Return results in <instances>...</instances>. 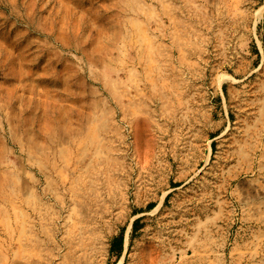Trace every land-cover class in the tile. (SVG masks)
<instances>
[{"label":"rangeland","instance_id":"374dc122","mask_svg":"<svg viewBox=\"0 0 264 264\" xmlns=\"http://www.w3.org/2000/svg\"><path fill=\"white\" fill-rule=\"evenodd\" d=\"M0 264H264V0H0Z\"/></svg>","mask_w":264,"mask_h":264},{"label":"trees","instance_id":"16d2710c","mask_svg":"<svg viewBox=\"0 0 264 264\" xmlns=\"http://www.w3.org/2000/svg\"><path fill=\"white\" fill-rule=\"evenodd\" d=\"M137 224V220H135L132 224V230H135V225ZM122 242H123V236L122 234H119V236L116 238V240L113 242L111 245V251L116 252L117 255L120 254L121 252V247H122Z\"/></svg>","mask_w":264,"mask_h":264},{"label":"bare ground","instance_id":"6f19581e","mask_svg":"<svg viewBox=\"0 0 264 264\" xmlns=\"http://www.w3.org/2000/svg\"><path fill=\"white\" fill-rule=\"evenodd\" d=\"M90 222V221H89ZM83 227V226H82ZM88 228V227H87ZM92 228V227H91ZM75 230H77V229H75ZM74 230V231H75ZM88 230V229H87ZM79 231V233L77 232L76 234H74V239L75 240H77V241H79V239L84 235H88V237H89V232H87V231H85V230H83V229H81V230H78ZM90 234H91V232H90ZM72 238H73V236H72ZM91 238V237H90ZM85 240H87V239H85ZM125 240V239H124ZM68 241V240H67ZM88 241V240H87ZM66 242V241H65ZM84 242V241H83ZM67 243V242H66ZM81 243V242H80ZM87 243V242H86ZM84 244V243H83ZM66 245V244H65ZM79 245V244H78ZM94 245V244H93ZM71 246H73V245H71ZM124 246H126V241H125V244H124ZM70 247V246H69ZM81 247V246H80ZM75 249V248H74ZM78 250V249H77ZM75 251V250H74Z\"/></svg>","mask_w":264,"mask_h":264}]
</instances>
